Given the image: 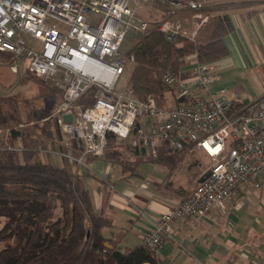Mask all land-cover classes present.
<instances>
[{
  "label": "built area",
  "instance_id": "built-area-1",
  "mask_svg": "<svg viewBox=\"0 0 264 264\" xmlns=\"http://www.w3.org/2000/svg\"><path fill=\"white\" fill-rule=\"evenodd\" d=\"M157 1L170 16L157 28L170 42L186 35L173 18L187 11L194 13L193 19L200 18L199 12L211 2ZM151 2L156 0H0V52L22 63L36 78L54 81L62 91L60 104L48 118L56 120L61 139L55 149L43 150L45 154L57 155L72 167L87 168L88 158L104 156L107 134H112L151 159L157 158L162 143L174 152L194 148L210 159L200 179L206 172L209 176L173 208L152 216L142 207H130L135 219L145 225L139 231L140 241L158 252L164 241L173 240L174 222L199 220L213 209L224 211L238 191L249 186L260 189L264 99L232 110L223 89L209 90L219 79L214 62L197 63L193 74L185 78L164 72L163 107L153 97L136 99L128 87L116 91L127 63H133L132 56L123 57L121 44L128 30H148L138 11ZM12 70L17 72V66ZM90 87L96 90L91 105H75ZM64 115L72 120L64 121Z\"/></svg>",
  "mask_w": 264,
  "mask_h": 264
},
{
  "label": "trees",
  "instance_id": "trees-1",
  "mask_svg": "<svg viewBox=\"0 0 264 264\" xmlns=\"http://www.w3.org/2000/svg\"><path fill=\"white\" fill-rule=\"evenodd\" d=\"M166 17L170 16L163 13ZM157 26H151L125 53L133 57L128 88L140 101L147 97L160 101L167 90L161 81L166 71L181 78L191 76L193 70L184 68L192 55L198 64L225 57V38L233 31L225 13L207 14L193 37L179 35L174 42ZM95 94L90 87L74 104L86 108ZM43 113L29 104L22 118L17 101L0 95V264H165L155 249L144 244L121 249L111 241L110 248L105 246L103 231L111 221L94 209L82 176L71 172L66 160L57 166L41 159L42 151L61 139L55 119L40 122ZM116 141L107 134L105 157L118 159ZM175 154L162 143L155 160L174 163Z\"/></svg>",
  "mask_w": 264,
  "mask_h": 264
},
{
  "label": "crops",
  "instance_id": "crops-1",
  "mask_svg": "<svg viewBox=\"0 0 264 264\" xmlns=\"http://www.w3.org/2000/svg\"><path fill=\"white\" fill-rule=\"evenodd\" d=\"M210 1L199 12L200 18L193 19L194 13L187 11L178 14L176 20L185 36L191 38L202 19L207 20V14L228 15L233 26L225 38L228 54L214 62L219 79L209 87L212 93L223 89L225 97L227 89L247 85L233 79L238 74L246 75L250 84L256 83V72L264 74V0ZM157 2L145 3L138 11L149 25L163 20ZM196 64L192 55L184 69L193 70ZM257 91L262 94L260 97L232 94L225 98L240 110L264 99V83ZM114 149L119 152L118 159L88 158L87 168L71 166L70 170L82 176L94 209L111 221V226L103 231L106 243L116 241L125 249L142 244L139 231L145 227L135 219L130 207H142L152 216L168 211L187 197L210 159L193 148L175 152L178 159L174 163L172 159L156 162L119 140ZM260 184L258 190L249 186L235 193L224 211L213 209L199 220L174 222L173 240L164 241L158 256L165 264H264V174Z\"/></svg>",
  "mask_w": 264,
  "mask_h": 264
},
{
  "label": "rangeland",
  "instance_id": "rangeland-1",
  "mask_svg": "<svg viewBox=\"0 0 264 264\" xmlns=\"http://www.w3.org/2000/svg\"><path fill=\"white\" fill-rule=\"evenodd\" d=\"M133 2H131L132 5ZM161 9V8H160ZM92 20H95L96 16H91ZM155 23H150L149 28ZM159 24V23H157ZM144 33L137 32L134 30H128L125 34L124 40L121 44V53L124 56L125 53L130 49L135 43H137ZM13 66H17V72L12 70ZM132 63H127L125 67L124 74L117 80L115 84V90L121 92L128 87V75L131 71ZM256 83H248V78L246 75L238 74V77L233 78L235 81H241L246 86H234L233 88L227 89L225 92V97L230 95H248L249 97H260L262 94L257 90L264 83V74L261 71L256 72ZM246 83V84H245ZM167 91V90H166ZM164 91V92H166ZM0 95L10 96L17 101L18 110L22 118L25 117V112L29 109V104L34 105L44 112L43 115L39 117L41 121H48L49 115L55 110V108L60 104L62 91L60 88L54 85V81L50 79L34 78L32 75L27 73L25 68H23L22 63H17L15 59L7 54H0ZM157 104L165 106V101L162 97L160 101L155 99ZM228 100V98H227ZM158 104V105H159ZM79 106V105H78ZM82 108L81 106H79ZM51 119V118H50ZM7 133V131L5 132ZM57 146L49 145L48 150H53ZM41 159L44 162L50 161L53 165L63 166L64 159L57 155H46L43 151L41 153ZM70 169L71 165L67 164ZM71 171V170H70ZM2 221L0 220V227Z\"/></svg>",
  "mask_w": 264,
  "mask_h": 264
},
{
  "label": "water",
  "instance_id": "water-1",
  "mask_svg": "<svg viewBox=\"0 0 264 264\" xmlns=\"http://www.w3.org/2000/svg\"><path fill=\"white\" fill-rule=\"evenodd\" d=\"M62 119H63L64 121H66V122H70V121L72 120V116H71V115H64V116L62 117ZM207 176H209V172H206L205 175H204V177L201 178V179L199 180V182L203 181L204 178H206ZM105 246H106L107 248H110V244H109V243H105Z\"/></svg>",
  "mask_w": 264,
  "mask_h": 264
},
{
  "label": "bare ground",
  "instance_id": "bare-ground-1",
  "mask_svg": "<svg viewBox=\"0 0 264 264\" xmlns=\"http://www.w3.org/2000/svg\"><path fill=\"white\" fill-rule=\"evenodd\" d=\"M106 81H109L108 79H106Z\"/></svg>",
  "mask_w": 264,
  "mask_h": 264
}]
</instances>
